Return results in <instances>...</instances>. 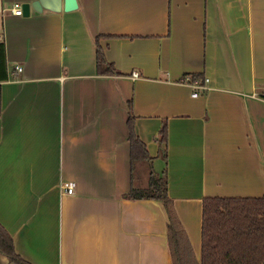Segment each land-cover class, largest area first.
<instances>
[{
    "label": "crops",
    "instance_id": "0c3cea01",
    "mask_svg": "<svg viewBox=\"0 0 264 264\" xmlns=\"http://www.w3.org/2000/svg\"><path fill=\"white\" fill-rule=\"evenodd\" d=\"M77 3L0 0V224L32 264H173L162 201L124 197L131 101L200 261L203 199L264 195V0ZM98 35L115 74L97 72Z\"/></svg>",
    "mask_w": 264,
    "mask_h": 264
},
{
    "label": "trees",
    "instance_id": "16d2710c",
    "mask_svg": "<svg viewBox=\"0 0 264 264\" xmlns=\"http://www.w3.org/2000/svg\"><path fill=\"white\" fill-rule=\"evenodd\" d=\"M95 38L96 66L99 74H115L118 71L107 60ZM7 78L3 42L0 43V80ZM198 75H192L194 80ZM128 140L131 164L148 166L146 179L135 185V175L127 199H156L162 201L168 214L167 237L173 264H264V195L258 197H205L202 202L201 259L197 261L186 233L167 194L166 168L156 172L151 167L145 144L134 132L132 102L128 101ZM160 155L166 159L167 126L163 122L159 130ZM145 169V168H144ZM147 171V172H146ZM0 251L14 264H32L15 252L12 240L0 224Z\"/></svg>",
    "mask_w": 264,
    "mask_h": 264
},
{
    "label": "water",
    "instance_id": "95a60500",
    "mask_svg": "<svg viewBox=\"0 0 264 264\" xmlns=\"http://www.w3.org/2000/svg\"><path fill=\"white\" fill-rule=\"evenodd\" d=\"M39 3L43 7L54 10V11L55 10L57 11L61 8V0H39ZM77 6H78L77 0H64L63 8L65 11L73 10L77 8ZM0 10H1V6H0ZM21 11H22L23 16H27L30 11V3L23 2L21 4Z\"/></svg>",
    "mask_w": 264,
    "mask_h": 264
},
{
    "label": "built area",
    "instance_id": "2783aa9c",
    "mask_svg": "<svg viewBox=\"0 0 264 264\" xmlns=\"http://www.w3.org/2000/svg\"><path fill=\"white\" fill-rule=\"evenodd\" d=\"M13 12L15 13V14H18V15H21L22 14V11H21V5H15L14 7H13ZM22 70V68L20 67V66H17L16 67V71H21ZM132 75L134 76V77H136V76H138V73L137 72H133L132 73ZM206 81H207V78L205 79ZM195 87H197V88H205V86L203 85V84H201V83H198V82H195ZM192 95L193 96H196L197 95V91H194L193 93H192ZM75 186H76V183L74 182V181H68V182H64L63 183V188H64V190H65V192L66 193H69V194H71V193H73V191H74V189H75Z\"/></svg>",
    "mask_w": 264,
    "mask_h": 264
},
{
    "label": "rangeland",
    "instance_id": "374dc122",
    "mask_svg": "<svg viewBox=\"0 0 264 264\" xmlns=\"http://www.w3.org/2000/svg\"><path fill=\"white\" fill-rule=\"evenodd\" d=\"M163 159V160H162ZM162 159H160L159 160V162H160V164H161V160L163 161V163H164V158H162ZM140 166V164H137L135 167V185H139L140 183L139 182H144V180L146 179V176H143V175H141L140 174V168L142 167H139ZM134 167V166H133ZM160 167H164V165H161ZM145 170H147L146 168H145ZM145 170H144V167L142 168V171L145 173ZM162 170V169H161ZM147 172V171H146Z\"/></svg>",
    "mask_w": 264,
    "mask_h": 264
}]
</instances>
